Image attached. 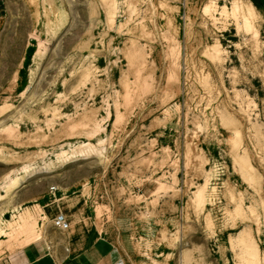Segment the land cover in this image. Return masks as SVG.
Wrapping results in <instances>:
<instances>
[{"label":"rangeland","instance_id":"rangeland-1","mask_svg":"<svg viewBox=\"0 0 264 264\" xmlns=\"http://www.w3.org/2000/svg\"><path fill=\"white\" fill-rule=\"evenodd\" d=\"M0 195V253L264 264V0H0Z\"/></svg>","mask_w":264,"mask_h":264},{"label":"crops","instance_id":"crops-1","mask_svg":"<svg viewBox=\"0 0 264 264\" xmlns=\"http://www.w3.org/2000/svg\"><path fill=\"white\" fill-rule=\"evenodd\" d=\"M44 237H38L23 246H16L15 243L24 242L25 236L12 240L13 249L10 250L8 247L3 249L0 261H5L6 264H153L157 261L153 258L149 260L127 258L122 249L107 237L90 240L84 236L78 238L79 240L74 239L63 246L69 254L60 255L55 251H49Z\"/></svg>","mask_w":264,"mask_h":264},{"label":"built area","instance_id":"built-area-1","mask_svg":"<svg viewBox=\"0 0 264 264\" xmlns=\"http://www.w3.org/2000/svg\"><path fill=\"white\" fill-rule=\"evenodd\" d=\"M53 224L56 228L66 231L70 228L71 222H70L68 216L64 212H59L54 217Z\"/></svg>","mask_w":264,"mask_h":264},{"label":"bare ground","instance_id":"bare-ground-1","mask_svg":"<svg viewBox=\"0 0 264 264\" xmlns=\"http://www.w3.org/2000/svg\"><path fill=\"white\" fill-rule=\"evenodd\" d=\"M17 183H18V178H14V179H12L11 180V182L9 183V188H14V187H16L17 186ZM8 189V188H7ZM9 190V189H8ZM1 196V195H0ZM22 218V220H26V219H28L29 217H28V215H25V216H22L21 217ZM25 224V223H24Z\"/></svg>","mask_w":264,"mask_h":264}]
</instances>
